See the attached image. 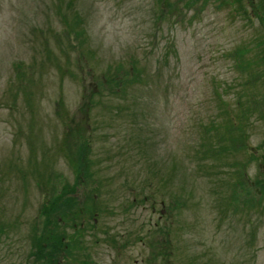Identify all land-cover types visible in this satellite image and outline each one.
Returning <instances> with one entry per match:
<instances>
[{
	"label": "rangeland",
	"instance_id": "rangeland-1",
	"mask_svg": "<svg viewBox=\"0 0 264 264\" xmlns=\"http://www.w3.org/2000/svg\"><path fill=\"white\" fill-rule=\"evenodd\" d=\"M168 2L0 0V264H38L33 231L74 186L82 143L98 185L80 195L99 210L61 264H264V159L245 145L213 157L207 128L225 110L246 121L264 0H201L183 16ZM253 120L251 149L264 138Z\"/></svg>",
	"mask_w": 264,
	"mask_h": 264
},
{
	"label": "trees",
	"instance_id": "trees-1",
	"mask_svg": "<svg viewBox=\"0 0 264 264\" xmlns=\"http://www.w3.org/2000/svg\"><path fill=\"white\" fill-rule=\"evenodd\" d=\"M163 7L165 3L169 0H157ZM184 4L181 6V11L179 12L180 16H183L182 13L189 11L192 9L195 11L194 13L200 12L198 3L200 5L201 0H183ZM205 3L208 0H203ZM169 4V2H168ZM197 6V7H196ZM187 8V10L185 9ZM202 11V10H201ZM240 56V60L245 59L243 56V52H238ZM264 62V53L262 56V60H257V63L261 65ZM262 66V65H261ZM252 63L246 60V63L243 64V68H251ZM243 69V70H244ZM251 69H249L250 71ZM104 76H107L105 74ZM259 77L262 78V82L264 83V76H253L249 75L244 83L246 84L244 91H247V98L250 101V104L247 105L248 116H246V121H241V113L237 112L235 117L230 116L231 113L229 110H225V114L228 118L218 126H207L208 129L214 130V134H216L215 144L213 145L212 153L213 157L217 154H220L221 157L227 156V152L230 151L231 154L239 152L242 146H248L249 149L247 152H251V150L257 151L258 155L264 159V138L261 144L258 147H254L251 149L248 140L249 136L246 135L244 130L246 124L250 126V124L254 121L253 117L263 118L260 113L264 111V94L262 95L259 101H256L251 104V99L254 97V100L260 95L258 90H251L255 86H257ZM121 86V85H120ZM120 88H123L122 86ZM124 89V88H123ZM221 104H225L222 97H219ZM253 100V99H252ZM239 102L237 105H240ZM242 106V105H241ZM227 109V108H226ZM247 131V127H246ZM248 133V131H247ZM77 150L79 151L78 163L76 165V181L74 186H64L59 192H57L53 198L48 199L44 204L43 211L46 216L43 227H38L37 230L33 231V250L31 251L32 256L35 257V261L38 264H61L60 258L61 255H66L72 244L80 239V235H84L85 229L87 225L94 224L92 221L96 220V215L98 213V204L95 203V196L92 194L81 196L79 188L84 183H92L94 188L97 187V181L94 178V172L92 171L93 164L87 155V147L86 144L82 143L78 145ZM262 150L261 154L260 151ZM255 155L254 152H252ZM224 156V157H223ZM237 176L239 177V181L235 184L236 192H234V196H231L234 200L237 197L238 191L240 187L244 184V176H246V170L241 169L238 170ZM264 194V178L257 179L255 181ZM91 199L93 204L90 205L88 201ZM236 209V205L234 206ZM250 210H258V207L262 210L263 202L260 199H251L247 205ZM71 228L73 232H69L68 229Z\"/></svg>",
	"mask_w": 264,
	"mask_h": 264
}]
</instances>
